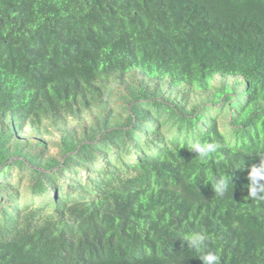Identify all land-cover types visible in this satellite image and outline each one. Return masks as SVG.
<instances>
[{
  "label": "trees",
  "instance_id": "16d2710c",
  "mask_svg": "<svg viewBox=\"0 0 264 264\" xmlns=\"http://www.w3.org/2000/svg\"><path fill=\"white\" fill-rule=\"evenodd\" d=\"M91 106L60 161L12 152ZM196 139L220 145L207 165ZM262 155L264 0H0V264H202L194 231L221 264H264Z\"/></svg>",
  "mask_w": 264,
  "mask_h": 264
},
{
  "label": "rangeland",
  "instance_id": "374dc122",
  "mask_svg": "<svg viewBox=\"0 0 264 264\" xmlns=\"http://www.w3.org/2000/svg\"><path fill=\"white\" fill-rule=\"evenodd\" d=\"M111 87L112 89H114V93L112 95V98H110V100L108 101V105L112 109L113 115H119L120 113L122 114L120 107L122 102H120L116 98V94L118 93L117 84H113L111 85ZM91 107L92 108L90 109V111H88L87 109H82L79 115L65 118L64 120L59 122L60 124H58L57 127L50 126V123L46 121L40 132L37 134L32 133L33 129L31 127L26 126L22 130H19V132L13 137V143L15 144L16 142V145L12 147V152H14L15 149H22L25 153L30 154L34 152V147L35 152H39L43 148V145H45V151L42 154L44 161L51 159L60 161L62 158L60 150V130L66 128L67 131L76 133L78 137H82L85 130L90 128L93 117L99 115V110L97 109V107ZM16 180L17 171L13 170V184H15ZM28 185V179L23 181L20 193L28 189ZM20 197L22 198L21 194Z\"/></svg>",
  "mask_w": 264,
  "mask_h": 264
},
{
  "label": "clouds",
  "instance_id": "9594fccd",
  "mask_svg": "<svg viewBox=\"0 0 264 264\" xmlns=\"http://www.w3.org/2000/svg\"><path fill=\"white\" fill-rule=\"evenodd\" d=\"M187 149L197 154L199 162L207 165L215 157L220 149L216 142L207 140H193L187 146ZM264 156V155H262ZM249 198L253 201L264 202V160L259 165L251 166L249 170ZM230 184L227 180L221 178L213 186L216 195L225 196L229 191ZM186 242L188 250L196 253L202 264H221V257L218 251H208L209 237L203 232H192L182 237Z\"/></svg>",
  "mask_w": 264,
  "mask_h": 264
}]
</instances>
